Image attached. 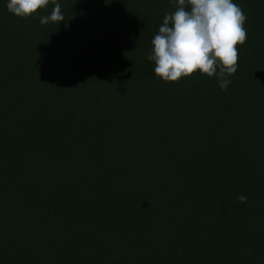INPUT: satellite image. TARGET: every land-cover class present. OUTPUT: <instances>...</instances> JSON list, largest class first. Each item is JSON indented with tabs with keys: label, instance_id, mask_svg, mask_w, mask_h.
I'll return each mask as SVG.
<instances>
[{
	"label": "trees",
	"instance_id": "trees-1",
	"mask_svg": "<svg viewBox=\"0 0 264 264\" xmlns=\"http://www.w3.org/2000/svg\"><path fill=\"white\" fill-rule=\"evenodd\" d=\"M57 2L0 0V264H264V0L227 91L155 76L174 0Z\"/></svg>",
	"mask_w": 264,
	"mask_h": 264
},
{
	"label": "clouds",
	"instance_id": "clouds-1",
	"mask_svg": "<svg viewBox=\"0 0 264 264\" xmlns=\"http://www.w3.org/2000/svg\"><path fill=\"white\" fill-rule=\"evenodd\" d=\"M50 0H8L7 10L21 18L33 16L47 7ZM175 11L166 13L158 32L151 40L146 59L154 63V74L165 82H178L199 72L216 77L222 91L228 90L238 69L237 45L247 40L244 27L247 16L234 0H174ZM50 15L40 23L64 21L57 0ZM240 203L247 197L240 195Z\"/></svg>",
	"mask_w": 264,
	"mask_h": 264
}]
</instances>
